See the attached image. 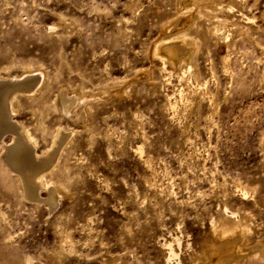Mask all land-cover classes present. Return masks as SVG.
Masks as SVG:
<instances>
[{
    "label": "rangeland",
    "instance_id": "1",
    "mask_svg": "<svg viewBox=\"0 0 264 264\" xmlns=\"http://www.w3.org/2000/svg\"><path fill=\"white\" fill-rule=\"evenodd\" d=\"M208 1L0 0L15 121L64 139L34 200L2 166L6 264H264V0Z\"/></svg>",
    "mask_w": 264,
    "mask_h": 264
},
{
    "label": "bare ground",
    "instance_id": "2",
    "mask_svg": "<svg viewBox=\"0 0 264 264\" xmlns=\"http://www.w3.org/2000/svg\"><path fill=\"white\" fill-rule=\"evenodd\" d=\"M215 3L216 0H210L204 3V5L211 6ZM191 4L194 6L202 5L201 2L197 1H193ZM180 34L182 41H185V31L180 32ZM187 47H180L181 49L170 48L169 52L188 53L194 50L192 45ZM37 84L38 82L35 81L33 74H28L19 78H0V179L5 180V183L8 182V185L11 184V180L4 174V169L2 168L3 166L7 173L12 175L13 179H16L19 182L21 196L23 198L27 197L29 200H34L35 196L38 194V190L43 186L44 175L49 172L51 167L55 164L64 143L62 133H58L54 142V149L56 148V150L53 149L51 153L47 154V156L43 158L45 163H40L35 154V140L27 133L20 123L15 121L16 110L14 108L13 101L17 95H25L26 92L33 94L36 90ZM86 101L85 97L79 98L76 100L78 104L75 106L73 104H69L68 101L62 98L57 102L56 108L65 116L71 117L72 114L76 112L77 108L79 109L84 107ZM8 136L12 138L11 144H7L5 141ZM53 190L56 192L55 187ZM53 201L55 202L54 198ZM50 206L53 207L54 203L50 204ZM237 231L238 228L236 227L230 232L222 231L221 234L224 236H230L235 234ZM231 246V243L224 245L215 244L213 248L207 251V254L209 257L218 253L222 256L223 254L228 253L231 254V256H235V251H229L230 249H228ZM252 251L261 258H264V247L256 245ZM0 260L3 264L7 263L5 256L1 251ZM216 264H223V262L220 260L217 261Z\"/></svg>",
    "mask_w": 264,
    "mask_h": 264
}]
</instances>
